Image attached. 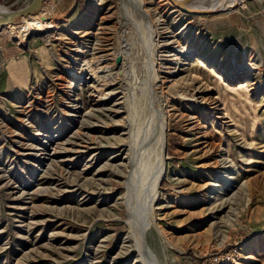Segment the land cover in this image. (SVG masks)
Listing matches in <instances>:
<instances>
[{
	"label": "rangeland",
	"instance_id": "rangeland-1",
	"mask_svg": "<svg viewBox=\"0 0 264 264\" xmlns=\"http://www.w3.org/2000/svg\"><path fill=\"white\" fill-rule=\"evenodd\" d=\"M47 5L0 29V264H264V0Z\"/></svg>",
	"mask_w": 264,
	"mask_h": 264
},
{
	"label": "bare ground",
	"instance_id": "bare-ground-1",
	"mask_svg": "<svg viewBox=\"0 0 264 264\" xmlns=\"http://www.w3.org/2000/svg\"><path fill=\"white\" fill-rule=\"evenodd\" d=\"M129 1H131L133 3V5L136 7L137 10H138V7L142 3V0H129ZM170 1L172 2V0H170ZM180 1H181L180 3L179 2L177 3V1H174V3L173 2L172 3L174 5L175 4L179 5L181 8L182 7L185 8V10H197V11L217 10V11H222V10H229V9L233 8L241 0H195L192 3H190L191 1L190 2H185L186 0H180ZM0 9H4V8L0 5ZM56 9H57L56 5L55 6H50V5L48 6L47 5V0H45L44 4L42 5L41 11L38 12V13H35L30 19L26 20L24 23L18 24V25L4 26V27H10V26L33 27V26H36L37 24H40V23H42L44 21L48 22L49 20H51L53 18V15L56 12ZM148 33H149V36L152 37L151 36L152 35L151 34V30H149ZM157 117H158L157 118V129H156L157 132H156L155 136L158 135V136H161V138H164V135H165V117L163 115V111H162L161 107H159V109H157ZM215 166L216 167L218 166L217 162L215 163ZM230 173H227L225 175L221 174L219 176L221 177L222 180L223 179H228V178H231L230 175H229ZM138 231H139V229H138Z\"/></svg>",
	"mask_w": 264,
	"mask_h": 264
},
{
	"label": "water",
	"instance_id": "water-1",
	"mask_svg": "<svg viewBox=\"0 0 264 264\" xmlns=\"http://www.w3.org/2000/svg\"><path fill=\"white\" fill-rule=\"evenodd\" d=\"M44 1L45 0H31L29 3H27L23 7L13 9V10L0 9V29H2L4 26L18 25V24L24 23L26 20L30 19L35 13H38L41 11ZM174 1H178V0H172L173 3ZM194 1L195 0H186L185 2L192 3ZM177 7L181 9L180 6H177ZM183 9H184L183 10L184 12L192 13V14H210V13L217 12V10L197 11V10H185V8Z\"/></svg>",
	"mask_w": 264,
	"mask_h": 264
}]
</instances>
